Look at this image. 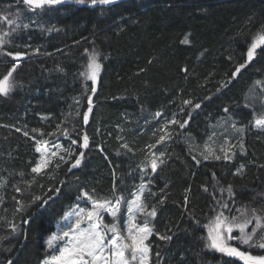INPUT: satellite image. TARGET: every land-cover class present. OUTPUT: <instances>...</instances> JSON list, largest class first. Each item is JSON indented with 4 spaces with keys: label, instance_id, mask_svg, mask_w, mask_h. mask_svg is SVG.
Wrapping results in <instances>:
<instances>
[{
    "label": "trees",
    "instance_id": "1",
    "mask_svg": "<svg viewBox=\"0 0 264 264\" xmlns=\"http://www.w3.org/2000/svg\"><path fill=\"white\" fill-rule=\"evenodd\" d=\"M12 5L18 6L20 27L0 21V34L10 32V42L0 49V78L18 63L17 86L0 96V264H41L48 255L45 239L77 195L95 189L110 197L114 183L129 192L143 183L156 193H145L157 211L149 218V264H242L205 249V230L197 221L212 214L216 200L233 203L227 191H220L229 184L235 206L264 207V132L252 127L253 110L245 107L253 82L264 81V47L221 87L247 60L249 45L264 29V0H118L105 5L66 0L35 11L22 0H0V15ZM93 50L102 64L95 93L80 75ZM7 52L22 58L14 61ZM89 97L93 110L85 124ZM182 99L201 107L181 112ZM158 111L162 115L156 118ZM188 112L185 129L157 143L163 123L176 113L177 119H188ZM255 112H261L259 101ZM221 120L245 126L244 153L237 147L230 161L204 160L200 153L207 128ZM57 124L69 129L68 138L59 132L47 135ZM33 128L46 134L43 139L84 152L81 165L68 171L72 157L59 168L54 162L47 175L32 173L33 148L41 139ZM83 133L89 137L87 149L79 145ZM73 139L77 144H71ZM125 143L131 151L122 147ZM149 145L159 147L167 160L154 177L146 168L154 153ZM250 251L264 254L258 248Z\"/></svg>",
    "mask_w": 264,
    "mask_h": 264
},
{
    "label": "snow or ice",
    "instance_id": "2",
    "mask_svg": "<svg viewBox=\"0 0 264 264\" xmlns=\"http://www.w3.org/2000/svg\"><path fill=\"white\" fill-rule=\"evenodd\" d=\"M62 0H22V3L27 6L29 11L37 9H44L46 5H54L61 3ZM77 3H85V0H76ZM112 0H90L92 5L97 3L101 5L109 4ZM15 19L11 18L7 12L0 15V21L6 22L9 25H14L16 28L20 27L17 24V19L20 17V12H16ZM251 20V18H249ZM28 28L27 24L23 25ZM14 30V29H13ZM10 32H3L0 34V49L10 41L7 39ZM187 42V37L185 41ZM264 47V29L258 32L253 38V41L247 49V60L244 63L238 64L234 71L231 73V78L226 82H221V87L230 83L231 79H235L242 69L247 67L255 56L257 49ZM38 51V49H37ZM87 51V50H86ZM11 56L14 61H19L22 54L17 52L4 53ZM17 64H13L12 68L0 78V96H8L10 92L17 86L13 79V73L16 71ZM102 69V64L99 62V53L93 50L88 57V63L84 71L80 75L84 77L85 81H91V92H96V83ZM185 71H187L185 69ZM87 90V85H85ZM259 87L260 92L257 93L255 88ZM219 91V89H217ZM245 107L253 110V121L250 123L252 127L260 132H264V81L256 80L253 86L245 94ZM259 101L261 109L260 114L255 112L256 102ZM181 112L184 107L191 106L193 110L201 107L200 103H193L192 99H182ZM87 113L83 115V121L88 123L89 116L93 110L92 98H88ZM225 113H229V108H224ZM161 112L155 113V117L159 118ZM188 119H177L179 113L173 115L170 120H166L158 131L162 132L157 139V143H163L172 138L176 134V129L172 125L177 126L179 129H184L189 120L191 119V112H188ZM232 119L231 115L228 117ZM227 122V121H225ZM232 129L240 133V139L236 143L225 140L218 149L211 146L209 141L214 143L216 133L213 132L205 142L204 151L200 153L204 160L210 158L215 160L230 161L235 156L233 149L239 147L240 152L244 153L243 133L245 126L237 127V122L231 123ZM19 131V129H17ZM33 133H38L41 139L37 141L35 151L40 153V159L36 166L31 168V172L36 175H47L48 169L54 164L55 168H59L61 163H69L71 160L68 171L75 169L81 165V160L84 157V152L76 154L69 146L63 147L59 143L52 142L49 146V141L43 139L46 135L40 129L33 128ZM59 132L66 138L70 136L69 129L62 128V124L56 125L55 132H48V136L56 135ZM28 136V132H24ZM36 139V137H33ZM83 143L80 145L82 148L89 147V137L85 133L82 137ZM71 144H77L75 139L71 140ZM122 147L131 151L128 144H123ZM150 148L155 145H149ZM66 153V155L61 154ZM154 158L150 160V167L152 172H156L159 164H163L162 159L165 152L152 154ZM159 160V164H158ZM58 161V162H57ZM241 168L237 170L236 175L240 174ZM215 179V173H213ZM34 182V180L32 181ZM29 182V186L31 183ZM135 191L129 192L127 188H118L116 184L113 185L112 195L110 197H101L96 194V190L92 189L91 192L83 191L77 195V203L71 206L70 210L65 212L62 219L56 223L55 231L46 238V246L53 254L47 256L42 264H149L150 262V247L146 243L153 234V228L150 226L149 218H155L157 211L155 205H150L147 202L145 193L155 196L156 193L152 192L147 185L141 183L136 185ZM207 191V188L204 189ZM17 192L21 190L16 189ZM51 191V189H50ZM59 192V189H56ZM221 194L227 191L229 200L233 203L230 204L223 199L216 200V207L212 209V214L207 216L204 222L197 221V225L205 230L206 235L201 236L204 243V248L219 252L227 257L238 258L242 264H264V254H253L250 249L258 248L264 250V207L249 208L248 205L235 206L234 192L231 184L226 189H220ZM40 197H35V200H40ZM215 200L216 198L213 197ZM81 201L83 203H81ZM161 203L163 201H160ZM47 203V201H45ZM187 203V197H185ZM124 210L125 215L122 217L121 212ZM18 211L20 209H17ZM105 215L110 216L111 220L106 221ZM140 217L143 220L140 221ZM140 221V222H138ZM123 223V228L121 227ZM13 231L15 226L13 225ZM234 233H236L234 235ZM161 240H170L171 237L167 235H159ZM235 242V243H233ZM243 249V250H242ZM158 255V253H157ZM8 264H12L9 260Z\"/></svg>",
    "mask_w": 264,
    "mask_h": 264
},
{
    "label": "rangeland",
    "instance_id": "3",
    "mask_svg": "<svg viewBox=\"0 0 264 264\" xmlns=\"http://www.w3.org/2000/svg\"><path fill=\"white\" fill-rule=\"evenodd\" d=\"M62 1H66V0H62ZM116 1H118V0H112V2L111 3H113V2H116ZM97 4H99V3H97ZM110 4V3H109ZM7 12V14H9L10 15V17L11 18H13V19H15V13L16 12H19V9H18V6H15V5H12V6H10V7H8L5 11H4V13L3 14H5ZM2 14V15H3ZM9 25V24H8ZM9 26H11V25H9ZM89 57V56H88ZM21 58H22V56H21ZM88 63V62H87ZM91 82V81H90ZM92 83V82H91ZM86 113H87V111H86ZM89 114L90 113H88V116H89ZM183 130V129H182ZM181 129H178V131L176 132V133H178L179 131H182ZM160 132V131H159ZM213 132H215L216 133V136L214 137V143L213 142H211V141H209V143L211 144V146L212 147H214V148H217L218 149V147L221 145V144H223L224 143V141L227 139V140H229L230 142H232V143H236L237 141H238V139H239V137H240V133H238V132H236L234 129H232V127H231V123L230 122H225L224 120H221V121H219V122H215V123H211L209 126H208V128H207V134L205 135V138H204V143L202 144V150H204V146H205V142L206 141H208V137H209V135H211ZM158 135H160L159 133H158ZM83 137V136H82ZM82 140V139H81ZM49 141V146L51 145V143L52 142H55V143H59V144H61L62 145V143H61V141L60 140H57V139H52V140H48ZM83 143V140L81 141V144ZM81 144H79V145H81ZM36 146H37V141H36V143H35V145H34V153H35V156H36V160H35V166H36V164L38 163V161H39V159H40V153H37L36 151H35V148H36ZM63 146V145H62ZM64 147V146H63ZM153 152L154 153H159V152H163L159 147H154V149H153ZM61 154H64V153H61ZM152 158H154L153 157V155H150L149 157H148V159L146 160V168H147V171H148V173L150 174V172H149V170H148V167H147V163H148V161L150 160V159H152ZM163 160H164V163L163 164H159V160H158V164H159V169L160 168H162L164 165H165V163H166V155L162 158ZM77 203V200L71 205V206H73V205H75ZM81 203H83L82 201H81ZM71 206L67 209V211L68 210H70V208H71ZM123 210V209H122ZM66 211V212H67ZM125 215V213H124V210L121 212V216L123 217ZM63 217V216H62ZM62 219V218H61ZM60 219V220H61ZM59 220V221H60ZM105 220L106 221H110L111 220V217L110 216H107V215H105ZM58 221V222H59ZM121 227L123 228V223H121ZM56 229L54 228V231H55ZM53 231V232H54ZM236 233H234V235H235ZM205 235H206V233H205ZM45 241H46V239H45ZM45 243V242H44ZM233 243H235V242H233ZM45 246H46V243H45ZM46 248H47V246H46ZM243 250V249H242ZM53 251H55V250H49L48 249V255L47 256H50V255H52L53 254ZM46 256V257H47ZM235 258V257H234ZM45 259V258H44ZM43 259V260H44ZM236 259H238V258H236ZM239 260V259H238ZM41 264H42V262H41Z\"/></svg>",
    "mask_w": 264,
    "mask_h": 264
},
{
    "label": "water",
    "instance_id": "4",
    "mask_svg": "<svg viewBox=\"0 0 264 264\" xmlns=\"http://www.w3.org/2000/svg\"><path fill=\"white\" fill-rule=\"evenodd\" d=\"M184 129H185V128H184ZM84 134H85V133H83L82 136H83ZM150 160H151V159H150ZM150 160L148 161L147 166H148V170H149V172H150L151 177H154V176L157 174L158 170H159V166H158V168H157V170H156L155 173L152 172L151 167H150Z\"/></svg>",
    "mask_w": 264,
    "mask_h": 264
}]
</instances>
